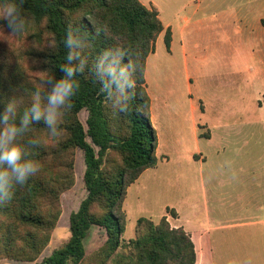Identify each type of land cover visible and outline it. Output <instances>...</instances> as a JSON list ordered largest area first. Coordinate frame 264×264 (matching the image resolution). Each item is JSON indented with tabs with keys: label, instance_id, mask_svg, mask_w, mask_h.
Returning <instances> with one entry per match:
<instances>
[{
	"label": "trees",
	"instance_id": "1",
	"mask_svg": "<svg viewBox=\"0 0 264 264\" xmlns=\"http://www.w3.org/2000/svg\"><path fill=\"white\" fill-rule=\"evenodd\" d=\"M7 0H0V4ZM25 19L23 32L8 36L7 22L0 32V113L8 100L17 101V123L30 107L32 93L47 86L53 76L63 77L66 63L63 41L67 27L79 28L87 57L72 107L62 109L58 138L41 120L18 137L25 159L40 164L39 172L0 204V261L32 264H197L196 246L183 228L171 227L166 216L158 222L140 217L135 238L125 240L127 213L124 203L129 187L142 173L158 164V134L151 122V98L146 86L148 57L155 52L165 30L155 7L140 0H12ZM264 26V19L262 20ZM172 34L166 31L170 47ZM105 51L109 60L123 53L121 65L131 87L121 92L115 85L101 92L93 65ZM109 91L111 95H109ZM123 109V110H122ZM85 111V122L81 113ZM39 140V145L33 140ZM83 180L87 191L77 210L67 214L63 195ZM13 189H9L12 191ZM4 192L0 191V198ZM65 219L70 236L60 247L42 255ZM94 227L106 232V240L87 253L86 240Z\"/></svg>",
	"mask_w": 264,
	"mask_h": 264
},
{
	"label": "rangeland",
	"instance_id": "2",
	"mask_svg": "<svg viewBox=\"0 0 264 264\" xmlns=\"http://www.w3.org/2000/svg\"><path fill=\"white\" fill-rule=\"evenodd\" d=\"M144 1L149 3L148 0ZM156 2L163 10L165 21H168L166 16L174 12L171 8H178L177 0ZM242 2L234 3L236 6ZM227 4L230 5V2ZM199 15L206 20L198 39L202 44L198 48L194 45L188 47L186 61L179 44L178 30L175 32L173 48L167 46L165 35L162 34L156 43L155 53L150 55L149 90L155 95L156 101L154 120L151 115V122L158 128L155 129L161 154L170 157L179 153L197 154L187 165V180H184L185 177L182 179L190 188L186 194L197 199L201 205L195 218V224L203 234L204 257L199 258V264H264V237H261L264 235L263 35L259 39L258 30L245 24L236 13L232 23L228 24L216 9L202 10ZM222 24L227 27L224 28L226 25ZM195 36L198 34L191 35V39ZM225 57L248 59V63L226 65L222 62ZM238 69H243L244 73L240 71L237 74ZM198 88L200 93L195 92ZM201 103L207 111L201 115L197 110L195 122L192 107ZM86 116L83 111L80 115L83 122ZM200 124L208 126L213 135L212 140L200 137ZM209 133L208 129L204 130L202 136L208 137ZM78 153L81 155V179L62 198L68 215L78 209L87 195L82 179L84 153L82 150ZM163 170L161 167L146 174L128 193L124 204L128 213L127 228L123 235L125 240L135 238L136 221L140 217L158 222L162 213H167L165 205L181 196L169 190L167 182L162 179ZM213 193L221 196L223 203L212 204L216 207L219 205V209L214 208L215 213L210 218L203 203L205 197L208 199ZM240 195L246 197L245 209H241V202L237 201ZM240 222L248 224L237 227L231 225ZM243 235L249 236V239L243 240ZM69 236V223L65 219L56 228L41 259L54 248L60 247ZM105 240L106 232L94 227L86 240L87 253L98 248ZM0 264L32 263L1 260Z\"/></svg>",
	"mask_w": 264,
	"mask_h": 264
},
{
	"label": "clouds",
	"instance_id": "3",
	"mask_svg": "<svg viewBox=\"0 0 264 264\" xmlns=\"http://www.w3.org/2000/svg\"><path fill=\"white\" fill-rule=\"evenodd\" d=\"M0 20L7 22L8 36L18 35L25 28V19L21 15L20 7L12 0L0 4ZM2 28L3 25H0V32H3ZM78 33H80L79 28L68 25L63 41L67 49L66 63L60 67L64 73L63 77L56 80L51 76L43 81L48 90L42 94V90L37 88L32 93L31 105L19 116L18 123L16 99L8 100L3 112L0 113V191L4 192L0 204L12 199L13 182L19 186L25 185L41 167L38 161L25 159L26 153L23 145L17 142L18 137L29 131L32 122L39 123L41 120L44 121L53 138L61 135V130L57 131V125L62 122L64 115L62 109L68 110L72 107L71 99L80 87L76 77L84 73L87 62V57L81 55L85 45ZM110 55V52L105 51L93 65L95 76L103 85L101 92L110 90L113 85L122 92L125 85L132 86L126 69L121 65L123 53L112 60H109ZM109 95H111L110 91ZM33 143L39 145V140L34 139ZM9 189L13 190L9 191Z\"/></svg>",
	"mask_w": 264,
	"mask_h": 264
},
{
	"label": "crops",
	"instance_id": "4",
	"mask_svg": "<svg viewBox=\"0 0 264 264\" xmlns=\"http://www.w3.org/2000/svg\"><path fill=\"white\" fill-rule=\"evenodd\" d=\"M145 6L148 8L155 7L159 11V17L164 25L165 30L162 34H166L167 30L171 31L172 39L170 48H173L175 43V32L178 30L179 32V44L181 45V49L183 51L184 60L186 61L188 59V53L187 49L188 47H191V45H194L195 48H198L202 42L198 39L201 36L202 33V25L206 21L200 16V12L202 10L204 11H213V9L219 10V13H221L222 17L225 18L226 24L232 23V18L234 17L235 13L236 16H241L245 22V24H250V26L254 27L258 30V38L260 39V36H262V41L264 42V26L262 25V20L264 19V0H177L178 1V8L173 7L171 8L172 11H174L172 14H169L166 16V19L168 21H165L163 18V10L159 7L156 0H148L149 3H147L144 0H140ZM168 2H174L175 0H167ZM235 1H243L242 3H239L235 6ZM203 2H205V5L203 7ZM230 2V5L227 3ZM169 7V5H167ZM170 8V7H169ZM177 8V9H174ZM203 8V9H202ZM202 9V10H201ZM229 18V21L227 20ZM222 24V25H226ZM177 26V28H175ZM227 25L224 27L226 28ZM190 30V31H189ZM192 31V32H191ZM198 32V33H197ZM161 34V35H162ZM198 34V36L194 37V39H191V35ZM160 35V36H161ZM202 38V37H201ZM160 37L157 41H159ZM171 50V49H170ZM155 53V52H154ZM149 58L147 60V66H146V86L148 94L151 98V115L152 119L154 120V111L156 106L155 101V95L149 90ZM222 62L227 64H237L236 62H240L242 65L248 63V59H234L232 57H225L222 59ZM241 70L238 69L236 72L237 74ZM243 74L244 70L241 71ZM192 88L190 84V89ZM193 91V88L191 89ZM195 92H201L198 89H196ZM201 100V99H200ZM193 118L196 122L197 117V110L200 111L201 115H204L207 111L206 106H204L202 103L199 106L193 105ZM200 118V117H199ZM155 128H157L156 124L153 123ZM201 127L202 133L204 130H209V136H202V133H200L201 138H206L209 140L213 139V135L211 133V130L208 128L207 125H199ZM158 129V128H157ZM157 157H158V164L155 168L148 169L142 173V175L139 177V179L132 184L129 189L128 193L130 192L131 188H133L136 183H138L146 174L156 171L160 169L161 167L164 169L162 174V179H165L167 182V186H169V190H174L172 194L179 193L181 196L177 198L175 202H170L165 205V208L167 209V213H162L160 219L164 216L167 217L171 227L173 228H183L187 233L191 235V238L196 246V252H197V264H199L198 260L201 257H204L203 253V234L200 233V229L197 228L195 221L196 216L198 214V209H200L197 199H194L191 195L186 194L187 191H190V188L187 187L184 180H187L188 170L187 165L191 164V162L197 157V154L194 153H188V154H176L175 157H170L166 154H161L159 145L157 148ZM202 160V156L200 158V161ZM155 173V172H154ZM156 176V174H154ZM185 177L183 180L182 178ZM184 183V184H183ZM184 185H186V188H184ZM203 190L205 191V183L202 181ZM264 194V190H262ZM127 193V196H128ZM205 193V192H204ZM128 197H126L127 199ZM244 196H238L237 201L241 202L240 208L245 209L247 206V203L245 202ZM216 203H223V199L221 196H219L216 193H213L210 198L207 199L205 197L203 206L205 209H208V216L211 218L212 213H215L214 208L219 209V205L212 206V204ZM126 204V200L125 203ZM233 204V203H232ZM213 211V212H212ZM127 213V211H126ZM128 214V213H127ZM207 215V214H206ZM248 222H240V223H232L231 225L233 227L237 226H245ZM249 236L243 235L241 238L243 240H248ZM261 237H264L262 235ZM198 246V247H197ZM200 248L201 254L198 255V249Z\"/></svg>",
	"mask_w": 264,
	"mask_h": 264
}]
</instances>
